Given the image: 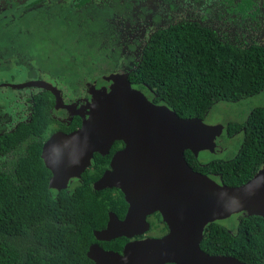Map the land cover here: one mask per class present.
Listing matches in <instances>:
<instances>
[{
  "label": "trees",
  "instance_id": "1",
  "mask_svg": "<svg viewBox=\"0 0 264 264\" xmlns=\"http://www.w3.org/2000/svg\"><path fill=\"white\" fill-rule=\"evenodd\" d=\"M144 55L148 59L137 77L153 90L155 103L180 118L203 119L217 103L264 94V47L225 41L212 28L158 32ZM27 128L0 146V264H93L86 255L96 241L93 232L105 226L110 212L122 219L127 209L118 189L94 191L90 185L108 159L83 174L84 185L57 191L49 187L51 173L40 158V130L33 122ZM225 128L228 136L241 133L239 145L230 158L209 166L222 184L237 187L264 166V106L252 107L241 124ZM157 217L151 229L166 233ZM127 241L101 245L120 251ZM200 248L244 264H264V219L238 214L215 221L205 227Z\"/></svg>",
  "mask_w": 264,
  "mask_h": 264
},
{
  "label": "flooded vegetation",
  "instance_id": "2",
  "mask_svg": "<svg viewBox=\"0 0 264 264\" xmlns=\"http://www.w3.org/2000/svg\"><path fill=\"white\" fill-rule=\"evenodd\" d=\"M192 26L212 28L231 43L251 41L264 47V0H0V76L7 75L0 80V146L12 133L30 131L32 122L40 130L41 151L52 135L79 130L92 94L109 93L116 76L125 77L131 90L160 105L153 90L137 77L143 58L148 59L144 51L158 32ZM208 117L201 120L209 124ZM247 117L248 113L243 121ZM223 136L225 126L216 139L218 152L227 148ZM124 147L116 140L104 156L93 153L90 166L67 187L84 185L83 174L108 159L101 176ZM99 157L105 158L102 164ZM185 160L193 172L222 184L209 166L212 151H201L197 157L190 152ZM158 215L148 216L149 230L132 240L165 235L168 230L161 218L166 233L151 229ZM94 243L104 248L103 242Z\"/></svg>",
  "mask_w": 264,
  "mask_h": 264
},
{
  "label": "water",
  "instance_id": "3",
  "mask_svg": "<svg viewBox=\"0 0 264 264\" xmlns=\"http://www.w3.org/2000/svg\"><path fill=\"white\" fill-rule=\"evenodd\" d=\"M113 81L109 93L92 94L82 127L52 135L40 155L51 173L49 187L60 191L90 166L93 153L104 156L114 141L125 143L92 184L94 191L118 189L127 204L125 216L120 220L110 212L105 228L93 235L98 242L131 241L121 253L94 243L87 258L93 264H244L230 256H211L200 243L208 223L240 213L264 218V166L237 187L193 172L184 152L195 157L201 151L214 153L224 126L180 118L131 90L125 77ZM154 213H159L168 232L132 240L149 230L147 217Z\"/></svg>",
  "mask_w": 264,
  "mask_h": 264
},
{
  "label": "rangeland",
  "instance_id": "4",
  "mask_svg": "<svg viewBox=\"0 0 264 264\" xmlns=\"http://www.w3.org/2000/svg\"><path fill=\"white\" fill-rule=\"evenodd\" d=\"M7 75L0 76V80H3ZM264 106V94H259L236 103H217L213 106L210 115L208 117V125H222L227 126V123H241L252 107ZM206 120V121H207ZM222 142L227 146L221 152L216 151L212 153V160H222L227 157H231L234 151H236L239 142L241 140V133L232 136H223ZM203 155V152L202 154ZM223 222V221H222ZM148 232L150 236H154L153 233Z\"/></svg>",
  "mask_w": 264,
  "mask_h": 264
},
{
  "label": "clouds",
  "instance_id": "5",
  "mask_svg": "<svg viewBox=\"0 0 264 264\" xmlns=\"http://www.w3.org/2000/svg\"><path fill=\"white\" fill-rule=\"evenodd\" d=\"M199 119V118H198Z\"/></svg>",
  "mask_w": 264,
  "mask_h": 264
}]
</instances>
